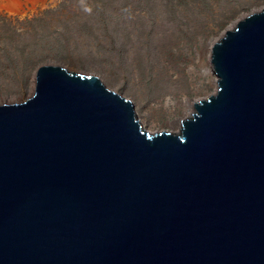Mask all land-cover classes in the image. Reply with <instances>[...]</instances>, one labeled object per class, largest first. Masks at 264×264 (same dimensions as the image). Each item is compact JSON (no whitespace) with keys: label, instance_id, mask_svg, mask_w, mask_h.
<instances>
[{"label":"water","instance_id":"obj_1","mask_svg":"<svg viewBox=\"0 0 264 264\" xmlns=\"http://www.w3.org/2000/svg\"><path fill=\"white\" fill-rule=\"evenodd\" d=\"M210 63L176 134L95 75L39 66L0 104V264H264V8Z\"/></svg>","mask_w":264,"mask_h":264},{"label":"rangeland","instance_id":"obj_2","mask_svg":"<svg viewBox=\"0 0 264 264\" xmlns=\"http://www.w3.org/2000/svg\"><path fill=\"white\" fill-rule=\"evenodd\" d=\"M261 8L264 0H54L4 13L0 104L30 97L39 66H62L129 99L146 130L176 134L168 124L183 117L179 104L215 91L202 70H213L210 43Z\"/></svg>","mask_w":264,"mask_h":264},{"label":"bare ground","instance_id":"obj_3","mask_svg":"<svg viewBox=\"0 0 264 264\" xmlns=\"http://www.w3.org/2000/svg\"><path fill=\"white\" fill-rule=\"evenodd\" d=\"M46 1L47 0H0V15L5 13V14H8L9 16H21L22 17L25 15V13L27 11H30L31 8H32V11H35L36 6L39 7L40 9L44 8L46 5L45 4ZM49 1H50V4H54V0H49ZM23 4H26V5L30 4L31 7H28L27 8L28 10L25 11L22 8ZM215 41L216 40H214L210 43V45L208 46V52L204 54V57L207 58L208 60H210L211 47ZM202 70L204 72L203 75H205V76H210V75L214 76L215 75L214 71L211 68L209 69L208 66L205 65V63H203ZM216 80H217V77L215 75V78H213L210 82L214 89H216ZM33 92H34V90H33ZM199 100H202V99L198 98V99L190 101V102L184 100L182 103L179 104L183 108L184 115H183V117L178 119L176 122L168 124V127L171 129L172 132H175L180 128V125H181L180 121L181 120H184L189 115H191L193 110H195V108L193 107V102H198Z\"/></svg>","mask_w":264,"mask_h":264}]
</instances>
